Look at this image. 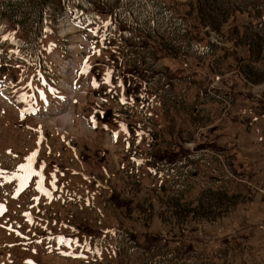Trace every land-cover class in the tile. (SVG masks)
Instances as JSON below:
<instances>
[{
    "label": "rangeland",
    "instance_id": "rangeland-1",
    "mask_svg": "<svg viewBox=\"0 0 264 264\" xmlns=\"http://www.w3.org/2000/svg\"><path fill=\"white\" fill-rule=\"evenodd\" d=\"M158 1L200 48L173 57L152 39L125 41L93 6L56 10L37 46L0 22V264H264V14L255 0H220L214 30L199 0ZM144 56L163 68L150 73ZM143 75L156 88H140ZM163 80L174 91L158 96ZM34 151L43 191L33 176L17 193L12 175ZM174 152L169 174L129 160Z\"/></svg>",
    "mask_w": 264,
    "mask_h": 264
},
{
    "label": "trees",
    "instance_id": "trees-1",
    "mask_svg": "<svg viewBox=\"0 0 264 264\" xmlns=\"http://www.w3.org/2000/svg\"><path fill=\"white\" fill-rule=\"evenodd\" d=\"M198 2L199 10L197 14L200 21L209 26L210 29L220 30L226 19H223L225 16L220 15L218 11L220 10V13L223 14L222 12L225 11L226 5L220 0H199ZM239 4V1H235L237 9ZM255 5L264 14V1L260 3V0L258 2L255 0ZM92 6L95 10L97 9L96 12H105L103 10L105 8L109 10L106 13H113L125 41L132 37L136 43L142 42V46L145 48L148 40L152 39L172 55H178L182 51L185 53L189 52L190 47L193 46L192 42L194 40L188 37L187 23L175 17L172 10L158 0H0V22L4 19L9 20L24 33L26 41L31 43L33 41L37 46L44 33L46 20L53 17L56 10L71 8L90 10ZM236 7L233 6V8ZM128 25L138 27L141 30L139 36L131 35ZM256 38V34L250 35L247 37L246 43L250 44L258 41ZM260 43L262 45V41ZM19 46L26 48L24 41L21 40L19 41ZM132 48L133 46H131ZM139 48L137 47L135 51L138 52ZM36 50V48L33 50L34 53ZM146 52L151 53V51ZM25 54L30 53L27 52ZM254 54L253 59H256L258 56L261 57L262 51H260L259 55L257 53ZM138 58L143 63L142 56L137 55L134 59ZM143 58L146 60L145 67L150 69V73H153L157 68L161 69L154 59L150 61L146 56ZM128 65H132L128 71L131 73L132 70L136 69V60ZM152 78L155 79L154 77ZM106 118L107 115L105 114ZM202 212L207 211L201 210L200 213ZM199 216L200 218L205 217L204 214H199Z\"/></svg>",
    "mask_w": 264,
    "mask_h": 264
},
{
    "label": "snow or ice",
    "instance_id": "snow-or-ice-1",
    "mask_svg": "<svg viewBox=\"0 0 264 264\" xmlns=\"http://www.w3.org/2000/svg\"><path fill=\"white\" fill-rule=\"evenodd\" d=\"M7 39V38H5ZM87 62H85L84 65H82L81 69H80V73L81 74H86V71H87ZM110 75V74H106V77ZM105 82H107V79L105 80ZM93 86L95 87L96 86V83L95 81H93ZM29 87H31V85H29ZM40 99L43 100L44 99V94L41 92L40 93ZM32 100L31 97L28 98V102H30ZM32 111L31 108H28V109H25L22 111L21 113V118L23 119L24 116L27 114V112H30ZM95 126V125H94ZM37 131L39 132L40 129H37ZM39 140L37 141V143L39 144ZM36 155H37V152L34 151L32 152L29 156L25 157V160H26V163H23L21 165H19L18 169H17V173L18 174H13L12 175V179L13 180H18L19 181V186L16 188V192L19 193L24 187L27 186V181L33 177V176H36L38 179L36 180V187L38 190H41L43 191V179H42V176H43V168H44V164L41 163L40 165V170L39 171H35L33 170V167L32 165L36 162L35 158H36ZM3 175V172L0 171V176ZM54 183V181H53ZM4 211V209L2 208V206H0V214H2ZM60 242L61 243H64L65 241L63 240V238H60ZM74 243V242H72ZM28 264H33V262H28Z\"/></svg>",
    "mask_w": 264,
    "mask_h": 264
},
{
    "label": "crops",
    "instance_id": "crops-1",
    "mask_svg": "<svg viewBox=\"0 0 264 264\" xmlns=\"http://www.w3.org/2000/svg\"><path fill=\"white\" fill-rule=\"evenodd\" d=\"M240 129H241V128H240ZM240 129H239V130H240ZM241 130H242V129H241ZM242 131H243V130H242Z\"/></svg>",
    "mask_w": 264,
    "mask_h": 264
}]
</instances>
